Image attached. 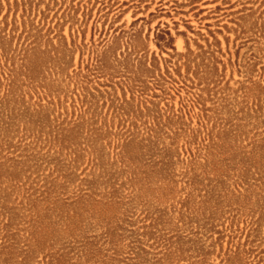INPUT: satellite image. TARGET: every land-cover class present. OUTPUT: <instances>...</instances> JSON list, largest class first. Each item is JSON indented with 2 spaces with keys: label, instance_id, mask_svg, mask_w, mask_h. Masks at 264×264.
<instances>
[{
  "label": "rangeland",
  "instance_id": "374dc122",
  "mask_svg": "<svg viewBox=\"0 0 264 264\" xmlns=\"http://www.w3.org/2000/svg\"><path fill=\"white\" fill-rule=\"evenodd\" d=\"M0 264H264V0H0Z\"/></svg>",
  "mask_w": 264,
  "mask_h": 264
}]
</instances>
